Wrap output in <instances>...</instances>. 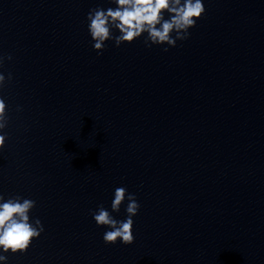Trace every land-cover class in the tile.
Here are the masks:
<instances>
[{"label":"water","instance_id":"water-1","mask_svg":"<svg viewBox=\"0 0 264 264\" xmlns=\"http://www.w3.org/2000/svg\"><path fill=\"white\" fill-rule=\"evenodd\" d=\"M89 11V0H0V56L12 57L0 66V194L34 200L30 222L44 227L25 253L0 251V264H132L127 245L105 244L111 229L92 216L103 205L121 221L111 210Z\"/></svg>","mask_w":264,"mask_h":264},{"label":"clouds","instance_id":"clouds-1","mask_svg":"<svg viewBox=\"0 0 264 264\" xmlns=\"http://www.w3.org/2000/svg\"><path fill=\"white\" fill-rule=\"evenodd\" d=\"M116 8L107 10L97 7L89 11L87 20L88 30L93 48L98 55L105 50V42L115 41L119 47L121 44L133 43L143 34L146 47L153 45H168L175 47L177 41L187 40L190 36L189 29L195 27L205 13L202 0H112ZM165 13L168 18L165 19ZM113 29L119 31V35H113ZM174 34V35H173ZM165 52L168 48L163 49ZM11 60V55L0 56V66L4 60ZM12 79L11 73L8 80ZM5 84V76L0 73V88ZM7 105L0 98V132L8 126ZM20 110L19 108L17 109ZM5 134H0V150L5 145ZM127 197L129 203L126 207L127 218L123 221L113 218L111 213L99 205L92 212L97 226H107L110 231L103 235L105 244H115L118 240L124 245L134 243L132 217L137 215L140 208L134 194L127 193L123 187L115 190L114 199L111 203L112 212H119L122 203ZM36 206L32 199L23 198L19 195L11 196L5 200L0 194V251L2 253H25L34 239L39 238L44 231L43 224L37 218L30 222V211ZM7 256L0 254V261H6Z\"/></svg>","mask_w":264,"mask_h":264}]
</instances>
